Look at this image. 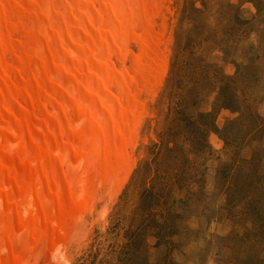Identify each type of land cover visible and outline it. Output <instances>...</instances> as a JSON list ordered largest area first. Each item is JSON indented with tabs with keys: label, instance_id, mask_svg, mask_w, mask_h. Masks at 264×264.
Wrapping results in <instances>:
<instances>
[{
	"label": "rangeland",
	"instance_id": "374dc122",
	"mask_svg": "<svg viewBox=\"0 0 264 264\" xmlns=\"http://www.w3.org/2000/svg\"><path fill=\"white\" fill-rule=\"evenodd\" d=\"M163 7L164 77L142 94L124 187L31 264H264V0Z\"/></svg>",
	"mask_w": 264,
	"mask_h": 264
},
{
	"label": "bare ground",
	"instance_id": "6f19581e",
	"mask_svg": "<svg viewBox=\"0 0 264 264\" xmlns=\"http://www.w3.org/2000/svg\"><path fill=\"white\" fill-rule=\"evenodd\" d=\"M164 1L0 0V264L54 254L124 187L164 77Z\"/></svg>",
	"mask_w": 264,
	"mask_h": 264
},
{
	"label": "trees",
	"instance_id": "16d2710c",
	"mask_svg": "<svg viewBox=\"0 0 264 264\" xmlns=\"http://www.w3.org/2000/svg\"><path fill=\"white\" fill-rule=\"evenodd\" d=\"M212 113H201V115H203V116H212L211 115ZM184 119H185V121H184V123L185 124H188L187 126H192L193 124H194V121H192L190 118H188L187 116H185V117H183ZM186 126V125H185ZM211 129L212 130H215V124H212V126H211ZM188 140V139H187ZM188 141H194V139H189ZM188 144V146H190V143H184V146H186V145ZM204 145V144H203ZM203 145H200V148H202L203 147ZM194 146H195V143H194ZM165 147V146H164ZM180 148L179 147H177V146H173V147H170V146H168V145H166V147H165V152L162 154V155H166L167 156V154L166 153H168L169 154V157H171V155L175 152V151H177V150H179ZM197 150H198V147H197ZM159 155V152L157 153V156ZM171 164H169L168 166L169 167H171L170 166ZM148 192H150L151 194H153L154 193V190H153V186L151 187V188H148Z\"/></svg>",
	"mask_w": 264,
	"mask_h": 264
}]
</instances>
